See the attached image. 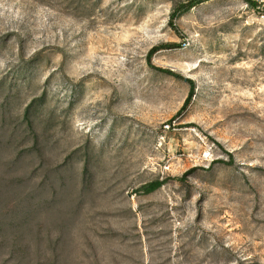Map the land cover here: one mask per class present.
<instances>
[{
	"label": "rangeland",
	"instance_id": "374dc122",
	"mask_svg": "<svg viewBox=\"0 0 264 264\" xmlns=\"http://www.w3.org/2000/svg\"><path fill=\"white\" fill-rule=\"evenodd\" d=\"M182 1L0 0V264H264V14Z\"/></svg>",
	"mask_w": 264,
	"mask_h": 264
},
{
	"label": "trees",
	"instance_id": "16d2710c",
	"mask_svg": "<svg viewBox=\"0 0 264 264\" xmlns=\"http://www.w3.org/2000/svg\"><path fill=\"white\" fill-rule=\"evenodd\" d=\"M211 0H185L182 1L178 7L171 13L170 15V19H171V26L175 29L178 30L176 28V26L174 25V20H176L177 18H179L180 16H182L183 14L191 11L193 8L208 2ZM251 7L255 8V3L252 0H245ZM182 46L176 43H172V44H168V45H162V46H156L153 47L149 53H148V60L149 62H151L152 57L154 56V54H156L159 50L161 49H176V48H181ZM158 71L168 74L170 76H174L176 78L179 79H183L186 80L189 85H190V91L188 94V97L185 100L184 105L182 106V108L180 109L178 114H182L184 111L187 110V108L189 107V105L192 103L193 98L195 97L196 94V86L194 81H192L191 79H185L184 77H182L181 75L174 73L173 71L169 70V69H162V68H156ZM195 170H193L194 172ZM192 172V171H191ZM190 173H186L184 174V176L181 178V180H185ZM166 180H155L152 181L150 183L145 184L144 186L141 187L140 191L143 192L146 195L152 194L154 192H156L157 190H159L160 188H162L165 184H166Z\"/></svg>",
	"mask_w": 264,
	"mask_h": 264
},
{
	"label": "built area",
	"instance_id": "2783aa9c",
	"mask_svg": "<svg viewBox=\"0 0 264 264\" xmlns=\"http://www.w3.org/2000/svg\"><path fill=\"white\" fill-rule=\"evenodd\" d=\"M255 3V9L264 14V0H252Z\"/></svg>",
	"mask_w": 264,
	"mask_h": 264
}]
</instances>
